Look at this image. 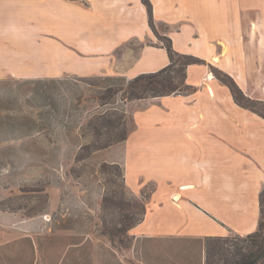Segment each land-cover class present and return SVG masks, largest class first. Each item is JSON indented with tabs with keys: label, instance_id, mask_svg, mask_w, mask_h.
Listing matches in <instances>:
<instances>
[{
	"label": "rangeland",
	"instance_id": "obj_1",
	"mask_svg": "<svg viewBox=\"0 0 264 264\" xmlns=\"http://www.w3.org/2000/svg\"><path fill=\"white\" fill-rule=\"evenodd\" d=\"M25 27L18 21V31ZM152 27L148 44L165 47L169 28ZM260 27L259 37L256 29L238 31L235 49L216 55L220 63L186 65L176 57L163 77L171 76L179 90L159 97L132 99L134 78L62 75L50 61L36 77L0 76V264H207L206 238L140 231L150 207L167 212L165 195H155L156 183L145 178L137 191L127 185L125 142L137 129V111L175 94L186 97L182 105L194 109L193 122L205 125L206 138L228 142L223 124L231 123L232 138L244 139L240 128L263 123ZM4 29L0 43L8 36ZM51 39L46 34L45 46ZM139 46H120V56L136 55L128 48Z\"/></svg>",
	"mask_w": 264,
	"mask_h": 264
},
{
	"label": "crops",
	"instance_id": "obj_2",
	"mask_svg": "<svg viewBox=\"0 0 264 264\" xmlns=\"http://www.w3.org/2000/svg\"><path fill=\"white\" fill-rule=\"evenodd\" d=\"M150 1L154 24L169 28L174 50L208 62L220 63L217 54L235 49L238 31L263 33L264 0ZM45 2L0 0V25L8 35L0 43V76L36 77L50 61L62 75L133 79L171 64L166 47L148 44L154 28L142 0ZM244 8L249 13L244 15ZM244 17L249 20L242 23ZM18 21L26 25L20 31ZM46 34L52 35L48 46ZM133 41L139 48L128 50L136 55L120 56V46ZM175 95L154 98L137 111V129L125 142L127 185L137 191L145 178L156 183L155 195H165L167 212L157 215L150 207L140 231L189 238L256 232L264 190V122L240 128L244 139L232 138L237 128L231 123L223 124L228 142L206 138L205 125L193 122L194 109L182 105L186 97Z\"/></svg>",
	"mask_w": 264,
	"mask_h": 264
},
{
	"label": "trees",
	"instance_id": "obj_3",
	"mask_svg": "<svg viewBox=\"0 0 264 264\" xmlns=\"http://www.w3.org/2000/svg\"><path fill=\"white\" fill-rule=\"evenodd\" d=\"M147 7L151 25H154L153 6L150 0H142ZM171 64L156 73L142 74L130 81L129 95L132 99H144L149 97H159L166 94L168 90L175 93L179 87L174 84L172 77H163L164 74L174 65L176 57L187 60L186 65H191L201 61L200 58L184 55L176 52L172 46V41L165 45ZM162 77V78H160ZM233 86H238L233 81ZM233 91V90H232ZM163 92V93H162ZM150 95V96H149ZM259 113V112H258ZM264 118V115L259 113ZM104 146L103 148H105ZM261 218L259 229L248 236H236L235 240L228 237H209L207 243V264H264V190L260 194ZM232 242V243H231ZM214 255V258L212 257ZM216 257V258H215Z\"/></svg>",
	"mask_w": 264,
	"mask_h": 264
}]
</instances>
